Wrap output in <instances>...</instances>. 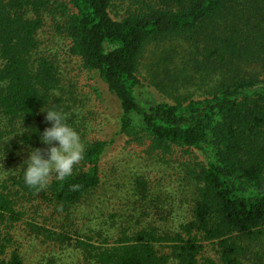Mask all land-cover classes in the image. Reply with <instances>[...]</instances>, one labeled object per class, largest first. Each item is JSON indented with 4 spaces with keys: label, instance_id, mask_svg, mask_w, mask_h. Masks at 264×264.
Listing matches in <instances>:
<instances>
[{
    "label": "trees",
    "instance_id": "1",
    "mask_svg": "<svg viewBox=\"0 0 264 264\" xmlns=\"http://www.w3.org/2000/svg\"><path fill=\"white\" fill-rule=\"evenodd\" d=\"M113 4L0 0V165L12 166L0 181V264H27L17 227L42 206L55 229L27 225L48 242L45 254L70 247L68 264H212L205 243L221 264H264V0H137L120 19L111 15ZM45 13L63 19L69 52L118 104L117 135L149 152L183 147L202 155L188 220L170 227L80 210L101 187L105 138H83V159L65 180L53 177L39 193L24 184L17 167L29 148L48 147L39 139L50 126L41 109H57L60 99L57 68L38 52ZM208 26L194 42L208 44L217 89L184 102L155 97L140 75L147 43ZM135 189L148 190L140 179ZM91 217L95 226L80 230L78 221Z\"/></svg>",
    "mask_w": 264,
    "mask_h": 264
},
{
    "label": "rangeland",
    "instance_id": "2",
    "mask_svg": "<svg viewBox=\"0 0 264 264\" xmlns=\"http://www.w3.org/2000/svg\"><path fill=\"white\" fill-rule=\"evenodd\" d=\"M136 2L114 0L111 15L120 19ZM62 20L59 15L45 13L43 26L37 34L39 54L51 60L59 74L60 99L53 107L67 115V122L80 134L81 141L85 136L110 140L102 161L101 187L80 210L84 209L85 214L114 213L119 221L139 217L141 221L161 226L185 222L190 214L195 171L202 155L183 147H173L167 153L149 152L145 144H133L117 135L118 104L103 94L92 74H87L79 59L69 52V40L59 29ZM239 26L245 29L243 24ZM211 29L212 26H208L202 34L187 38L176 34L160 36L147 43L140 58V75L155 97L168 103L184 102L207 96L217 89L221 78L215 81L217 73L211 66L214 63L205 49L208 44L194 42L196 36L205 35ZM20 154L25 157L24 152ZM11 169V165H0V181ZM136 179L145 182L146 192L135 189ZM28 222L55 229L49 208L42 206L35 214L29 211L17 227L18 238L25 244L26 263L68 264L71 248L54 246L50 256L45 254L48 242L32 232ZM82 223L78 221V228L84 231L87 225L94 227L96 221L91 217ZM203 255L211 259L212 264H221L210 243H205Z\"/></svg>",
    "mask_w": 264,
    "mask_h": 264
},
{
    "label": "clouds",
    "instance_id": "3",
    "mask_svg": "<svg viewBox=\"0 0 264 264\" xmlns=\"http://www.w3.org/2000/svg\"><path fill=\"white\" fill-rule=\"evenodd\" d=\"M41 110L50 126L44 128L39 139L48 147L43 152L39 148H29L27 158L17 167L24 184L37 193L44 190L53 177L63 181L71 176L74 165L83 159L85 152L80 134L67 122L65 113L54 108Z\"/></svg>",
    "mask_w": 264,
    "mask_h": 264
}]
</instances>
